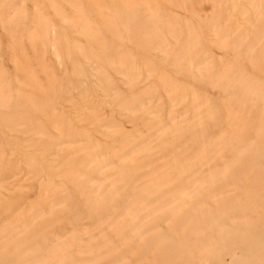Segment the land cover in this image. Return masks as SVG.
<instances>
[{
  "label": "rangeland",
  "instance_id": "1",
  "mask_svg": "<svg viewBox=\"0 0 264 264\" xmlns=\"http://www.w3.org/2000/svg\"><path fill=\"white\" fill-rule=\"evenodd\" d=\"M0 264H264V0H0Z\"/></svg>",
  "mask_w": 264,
  "mask_h": 264
}]
</instances>
